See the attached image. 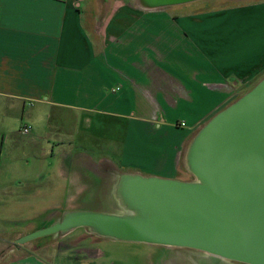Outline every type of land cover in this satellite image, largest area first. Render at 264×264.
Returning a JSON list of instances; mask_svg holds the SVG:
<instances>
[{"label": "crops", "instance_id": "crops-1", "mask_svg": "<svg viewBox=\"0 0 264 264\" xmlns=\"http://www.w3.org/2000/svg\"><path fill=\"white\" fill-rule=\"evenodd\" d=\"M86 4L0 0L1 110L20 126L0 130L9 133H0V153L5 143L18 144L19 136L45 139L51 126L60 131L55 126L75 116V128L89 140L105 138L89 131L93 127L101 132L122 127L120 154L113 161L118 171L188 181L190 175L180 169L188 141L264 75V18L186 11L98 18L87 16ZM224 23L228 26L221 27ZM83 231L62 236L43 258L30 255L5 264H127L128 257L105 255Z\"/></svg>", "mask_w": 264, "mask_h": 264}, {"label": "water", "instance_id": "water-1", "mask_svg": "<svg viewBox=\"0 0 264 264\" xmlns=\"http://www.w3.org/2000/svg\"><path fill=\"white\" fill-rule=\"evenodd\" d=\"M138 1L145 11L199 0ZM181 160L188 181L109 169L117 214L65 212L15 244L82 229L201 254L193 264H264V76L196 131Z\"/></svg>", "mask_w": 264, "mask_h": 264}, {"label": "rangeland", "instance_id": "rangeland-1", "mask_svg": "<svg viewBox=\"0 0 264 264\" xmlns=\"http://www.w3.org/2000/svg\"><path fill=\"white\" fill-rule=\"evenodd\" d=\"M91 2L92 0H86L85 11L88 17L92 13L100 18L111 13L143 11L138 0H97L96 5ZM185 8L189 10L194 8L195 10L190 13L198 15L212 12L237 14L231 15L237 20L244 14L245 17L251 15L255 21H258L255 16L264 18V0H199ZM178 10V12L171 10V13L185 12L184 8ZM114 16L110 15L111 18ZM222 26L228 25L224 23ZM4 103V100L0 101V130L11 128L19 130L20 126L17 127L15 118L2 113L1 108ZM6 112L12 113V111ZM38 114L35 113L41 118L42 115ZM72 118L64 117V121H61L63 126L62 124L55 126L60 131H53L54 128L51 126L52 131H47V137L39 138L38 142L25 138L26 136L21 139L19 136L18 144L5 143L2 147L0 264L30 255H37L39 258L50 255V252L57 249L62 236L49 240L40 238L21 246L16 245L15 242L52 224L65 212L91 210L117 214L120 211L112 203L114 195L110 187L114 176L107 171L109 169L118 171L113 161L117 160L120 154L122 127L118 131L105 127L108 132H101L93 127L89 131L105 138L100 139L93 135L89 140V136L79 125L75 128L73 120L76 121L77 117ZM0 133L9 135L2 131ZM109 139L112 141L109 142ZM51 149H53V158H51ZM181 164L180 169L185 171L182 160ZM119 173L123 172L119 171ZM82 233L93 237L96 241L94 245L107 251L105 255H116V259L119 260L128 257L127 264H193L191 259L195 255H201L183 249L101 239L86 231ZM81 243L88 244L89 241L84 240ZM69 244L74 246L75 242L70 241ZM89 254L96 253L89 252Z\"/></svg>", "mask_w": 264, "mask_h": 264}, {"label": "flooded vegetation", "instance_id": "flooded-vegetation-1", "mask_svg": "<svg viewBox=\"0 0 264 264\" xmlns=\"http://www.w3.org/2000/svg\"><path fill=\"white\" fill-rule=\"evenodd\" d=\"M187 5H190V4L179 5V6H167V7H164V8H159L157 10L145 9V11H147V12H171V10L173 11V10H178V9L184 8V11H186L188 13L190 11L195 10L194 8H191L192 10H189V9L185 8ZM190 178H191V176H190ZM116 205L119 206L118 204H116Z\"/></svg>", "mask_w": 264, "mask_h": 264}, {"label": "built area", "instance_id": "built-area-1", "mask_svg": "<svg viewBox=\"0 0 264 264\" xmlns=\"http://www.w3.org/2000/svg\"><path fill=\"white\" fill-rule=\"evenodd\" d=\"M179 126H180V127H184V123H180ZM22 132H23V133H28V128H23V129H22Z\"/></svg>", "mask_w": 264, "mask_h": 264}, {"label": "trees", "instance_id": "trees-1", "mask_svg": "<svg viewBox=\"0 0 264 264\" xmlns=\"http://www.w3.org/2000/svg\"><path fill=\"white\" fill-rule=\"evenodd\" d=\"M263 76H264V75H263ZM251 88H252V87H251ZM251 88H250V89H251ZM250 89H249V90H250ZM180 166H182L181 162H180ZM48 226H49V225H48ZM46 227H47V226H46ZM43 228H45V227H43ZM41 229H42V228H41ZM49 238H51V236H48V237H46V238L44 237L43 240H49Z\"/></svg>", "mask_w": 264, "mask_h": 264}]
</instances>
